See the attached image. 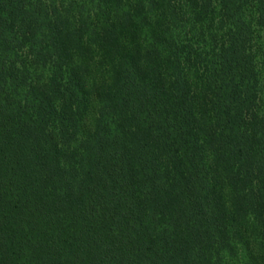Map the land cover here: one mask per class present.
Returning <instances> with one entry per match:
<instances>
[{
	"label": "trees",
	"instance_id": "16d2710c",
	"mask_svg": "<svg viewBox=\"0 0 264 264\" xmlns=\"http://www.w3.org/2000/svg\"><path fill=\"white\" fill-rule=\"evenodd\" d=\"M0 264H264V0H0Z\"/></svg>",
	"mask_w": 264,
	"mask_h": 264
}]
</instances>
